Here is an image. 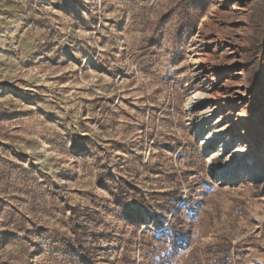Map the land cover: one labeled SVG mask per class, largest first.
Wrapping results in <instances>:
<instances>
[{"label": "clouds", "instance_id": "clouds-1", "mask_svg": "<svg viewBox=\"0 0 264 264\" xmlns=\"http://www.w3.org/2000/svg\"><path fill=\"white\" fill-rule=\"evenodd\" d=\"M0 66V264H264V0H0Z\"/></svg>", "mask_w": 264, "mask_h": 264}, {"label": "rangeland", "instance_id": "rangeland-1", "mask_svg": "<svg viewBox=\"0 0 264 264\" xmlns=\"http://www.w3.org/2000/svg\"><path fill=\"white\" fill-rule=\"evenodd\" d=\"M209 11L212 8L217 7V5H215L214 3H209ZM195 39V36H194ZM189 55L191 56V58L193 60H201V63H203L202 60V56H213L215 55V52L212 49L209 48H203V51H201L200 49H197L195 51V54L193 53H189ZM55 67H57L56 65H50L47 68L44 69H40L39 67H28L27 71L29 73H32V78L36 79V78H42L43 82L41 83H37L36 87L38 89H45V90H51L49 88V85H66V87L63 88V92L65 94L66 99L68 100V102L72 101V97H74L76 95V92L78 91H83V89H76L75 91L73 89H75V84L77 83V81L74 80H70L67 78V76H60V77H56V76H45L43 75L46 72H51ZM12 71L11 69H7L4 68L3 66H0V74H3L5 72H10ZM236 84V92L238 94H243L246 95L247 93L244 92L243 87H241L239 85V81L235 82ZM209 88H212L211 85H208ZM69 93L71 95H69ZM254 93L256 96L255 102L253 104V107L251 109V115L247 120H243L241 119L240 125H238L237 127H232L231 132L234 138L239 139V128L240 127H246L248 129V133L249 131L251 132L253 139H255V145H254V150L256 152L259 153H264V78H259L257 80L256 85L254 86ZM215 94V95H214ZM226 93H224L223 91H221V88L219 86L215 87L212 89V91H209L207 96L205 97V108H207L206 105L207 101H209L210 104H214V105H224L223 104V100L226 98ZM17 99H20L19 96H17ZM24 103H26V101H22ZM225 106V105H224ZM32 105L27 104V107L25 109H21L19 110L21 113L27 111L28 108H31ZM230 110V109H229ZM215 117V116H214ZM221 117V118H220ZM24 116L21 115L18 117V119H23ZM220 118V120H219ZM214 121V122H213ZM221 121H227L225 119V116L223 115H216L215 118H213L210 123L211 125H213L212 128H210L209 134L214 133V131H218L220 129V124ZM8 122V121H0V127H2V124ZM229 122V120H228ZM223 124V122H222ZM216 128V129H215ZM17 131H19V129H17ZM7 135V134H5ZM5 141L0 140V145L4 144ZM202 143V141H201ZM229 153H224L223 155H220L219 153V149L216 152L211 153L209 158H215L217 156H219V158L222 161H226L229 159ZM158 174V173H156ZM69 182H73V181H69ZM262 184H264V182H261ZM225 189H233L235 190L236 188L241 187V185H224L223 186ZM253 199H255V197H253ZM255 208H257L258 210V206H254ZM0 211H7V206L5 205V207L3 209H0ZM255 222V221H253ZM71 230V229H70ZM258 230V229H257Z\"/></svg>", "mask_w": 264, "mask_h": 264}, {"label": "bare ground", "instance_id": "bare-ground-1", "mask_svg": "<svg viewBox=\"0 0 264 264\" xmlns=\"http://www.w3.org/2000/svg\"><path fill=\"white\" fill-rule=\"evenodd\" d=\"M206 102V101H205ZM207 104L208 105H206L207 107H211V108H214L215 110H216V114H215V117H216V115H224V116H226V112L229 110V109H227L226 108V106H224V105H214V104H210L209 103V101H207ZM214 117V118H215ZM221 118V117H220ZM220 118H219V120H220ZM227 121H221V124H220V129L218 130V131H214V133H216V132H221V133H223V132H227V130L232 126V122L229 120V122H228V119H226ZM214 122V121H213ZM222 122H223V124H222ZM240 122H241V120H240ZM240 122L239 123H237V124H234L233 125V127L235 128V127H237L238 125H240ZM216 129V128H215ZM211 134H213V133H211ZM211 134H209V135H211ZM239 139H247L248 141H249V143L251 144V146H252V148H254V145L256 144L255 143V139H253V136H252V134H251V132L249 131V133H248V136L247 137H239ZM206 141H202V143H205ZM254 150V149H253ZM255 151V150H254ZM256 152V151H255ZM229 153V152H228ZM261 154H264V153H261ZM232 153L230 152V155L228 156L229 157V159H231L232 158Z\"/></svg>", "mask_w": 264, "mask_h": 264}]
</instances>
